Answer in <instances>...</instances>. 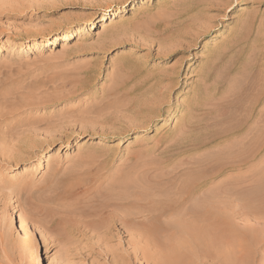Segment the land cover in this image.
Here are the masks:
<instances>
[{
    "label": "rangeland",
    "instance_id": "374dc122",
    "mask_svg": "<svg viewBox=\"0 0 264 264\" xmlns=\"http://www.w3.org/2000/svg\"><path fill=\"white\" fill-rule=\"evenodd\" d=\"M67 34L74 36L63 42ZM251 108L247 128L264 113V0H0L1 240L9 235L0 255L26 238L23 263L34 264L39 251V264H52L57 248L40 241L58 234L39 228L36 213L63 205L46 198L62 180L93 168L105 177L127 172L143 184L188 160L223 158L199 193L221 191L230 205H251L264 150L246 162L235 152L240 134L224 136ZM110 115L123 119L100 122ZM212 135L216 141L196 145ZM20 213L30 234L19 227ZM70 237L78 240L75 252L83 248L69 253L70 264L103 262L98 249L89 255L81 231ZM107 246L116 249L118 237ZM190 264L209 263L193 257Z\"/></svg>",
    "mask_w": 264,
    "mask_h": 264
},
{
    "label": "bare ground",
    "instance_id": "6f19581e",
    "mask_svg": "<svg viewBox=\"0 0 264 264\" xmlns=\"http://www.w3.org/2000/svg\"><path fill=\"white\" fill-rule=\"evenodd\" d=\"M102 26L101 32L105 28V25ZM73 36V34L63 35L61 40L65 42ZM259 41V37H255L253 44ZM55 44V40L48 43V45ZM252 62L250 66L255 69L258 64L256 55ZM251 87L250 83L246 90L249 91ZM154 111L150 110L151 113ZM261 113L257 122L247 128L246 123L255 114L254 109L251 108L247 119L244 117L242 121H235L224 132V136L240 134L237 138L239 141L236 142L237 144L239 142L237 145L239 148L236 147L235 152L242 154L246 162L252 161L264 150V113ZM138 117L137 113V116L132 118ZM122 119L110 115L102 117L100 122L105 125ZM100 129L106 130L102 125ZM215 139H217L216 135H212L195 143L203 147ZM233 144L236 146L234 142L231 146ZM165 151L167 153L168 149ZM222 159L217 158L214 162L201 159L188 160L189 166L179 171L165 170L166 172L157 175L151 172L153 175L148 176L147 183L141 176L140 183L143 180V184L132 182L127 172L122 175L113 174L112 178L102 176L99 173L101 168L97 171H94V168L81 171L75 178L70 176L58 183L59 192L55 193L53 190L46 198L49 203L63 200L64 204L55 202L57 203L55 206L50 207L49 204L41 210L38 208L40 211L35 212L37 216L40 213L39 220H36L39 228L51 229L58 234L55 239L44 238L40 243L46 249L57 248L52 264H70L68 261L83 250L80 245L79 251L75 252L77 249L75 244L78 240L70 236L76 234V231H81L84 237L88 238L86 244L89 245L87 249L89 255L94 249H98L103 255L101 264H190L193 257L206 260L209 264H264V178L261 180L260 190L250 193L253 194L251 205L248 203L230 205L223 200L222 195L225 194L221 191H217L214 196H210L205 191L199 193L203 189L204 182L215 177L223 169ZM101 165L102 162H99L95 167ZM180 165L179 167L182 168ZM131 173L129 174L133 175V172ZM167 217L171 220L177 217L179 220L168 223L164 221ZM26 219L28 218H24L21 213L18 214L19 227L25 230L26 234H30L31 230L26 226ZM6 236L7 238H3L5 240H1L0 237V241H6L9 235L6 233ZM116 237H118L117 248H109L107 243L115 240ZM25 239L20 241L12 254L4 251L0 255V264H24L25 254L31 243L30 240ZM72 251L74 252L70 258L69 253ZM80 254L84 255L82 252ZM39 259L40 253L37 251L34 264H39ZM86 264L97 263L87 260Z\"/></svg>",
    "mask_w": 264,
    "mask_h": 264
}]
</instances>
